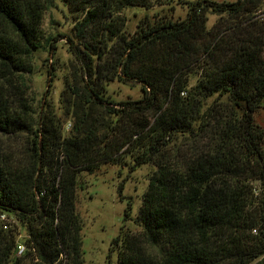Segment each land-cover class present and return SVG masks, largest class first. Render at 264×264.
<instances>
[{
  "label": "trees",
  "instance_id": "trees-1",
  "mask_svg": "<svg viewBox=\"0 0 264 264\" xmlns=\"http://www.w3.org/2000/svg\"><path fill=\"white\" fill-rule=\"evenodd\" d=\"M158 1L168 0H62L77 20L71 94L81 107L115 106L113 139L103 148L96 135L65 139L44 118L33 123L28 165L0 155V215H15L28 236L16 257L20 233L0 225V264H62L64 255L66 264H82L79 174L121 154L156 172L140 231L113 242L118 264H264V129L255 122L264 107L261 1H198L184 21L142 22L128 36L123 10ZM48 7L49 0H0V135L30 128L23 90ZM208 14L227 18L211 32ZM116 79L140 84L143 98L108 103L105 85Z\"/></svg>",
  "mask_w": 264,
  "mask_h": 264
},
{
  "label": "rangeland",
  "instance_id": "rangeland-1",
  "mask_svg": "<svg viewBox=\"0 0 264 264\" xmlns=\"http://www.w3.org/2000/svg\"><path fill=\"white\" fill-rule=\"evenodd\" d=\"M198 1L204 0L158 1L150 8L137 6L126 8L122 12L126 21L124 31L132 37L142 22L153 26L165 20L184 21L190 5ZM210 1L233 3L238 0ZM260 1L256 18L264 17V0ZM207 17V30L211 32L221 19L227 18L213 14H208ZM76 23L77 20L69 13L62 0H49L42 25V48L34 52L32 73L27 75V88L23 90L24 103L29 107V114L32 116L28 118L30 128L16 135H0V155H8L10 160L28 165L37 131L33 123L44 118L56 122L65 139L96 135L101 148L108 140L113 139L111 128L116 124L117 117L111 111L115 106L83 104L81 107L76 97L71 94L70 87L74 85V58L70 52V41L75 40ZM197 77L198 73L195 71L191 75V84L196 83ZM105 87L104 99L108 103L134 102L144 96L142 86L132 81L116 79L107 83ZM216 98V96L209 98L206 101L207 106L212 105ZM19 110L22 118L26 119L27 115ZM26 110L23 109L24 112ZM80 116L84 118L83 128L82 124L80 125ZM255 122L264 129V107L255 114ZM79 126L80 129L77 128ZM95 168L92 173L83 171L79 174L76 192L77 212L83 238L82 264H118L119 246L113 242L125 232L140 231L137 216L156 167L153 164H145L133 168L131 157L121 154L116 164H98ZM120 187H123L122 193ZM6 216L9 220V229H17L22 235L18 236V239L25 241L27 237L25 225L13 214ZM2 220L0 215L1 227ZM25 263L35 264L32 260ZM66 263L68 260L64 255L62 264Z\"/></svg>",
  "mask_w": 264,
  "mask_h": 264
},
{
  "label": "built area",
  "instance_id": "built-area-1",
  "mask_svg": "<svg viewBox=\"0 0 264 264\" xmlns=\"http://www.w3.org/2000/svg\"><path fill=\"white\" fill-rule=\"evenodd\" d=\"M1 215H2V219H3L2 220L3 229L4 230H9V220H8V218L6 216L7 214H1ZM19 237H22V235L19 234ZM16 250H17V255L19 257L23 256L25 254V252H26V245L22 241H20L19 239H18V242H17Z\"/></svg>",
  "mask_w": 264,
  "mask_h": 264
}]
</instances>
